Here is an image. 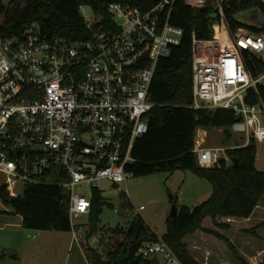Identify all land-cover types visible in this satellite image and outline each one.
Returning a JSON list of instances; mask_svg holds the SVG:
<instances>
[{
	"label": "built area",
	"instance_id": "2783aa9c",
	"mask_svg": "<svg viewBox=\"0 0 264 264\" xmlns=\"http://www.w3.org/2000/svg\"><path fill=\"white\" fill-rule=\"evenodd\" d=\"M176 0H160L149 9L109 2L115 23L104 26L81 6L90 29L87 38L47 36L38 22L12 34H0V174L10 196L27 184L61 186L69 196V218L80 241V216L91 213L94 190L107 179L127 183L133 150L149 130V112L156 106L149 92L158 62L181 44L184 29L171 22ZM195 6L208 0H186ZM220 19L211 38L193 36L194 109L233 111L253 136L264 141V98L246 57L264 60V11H243L244 25L232 28L223 1L214 0ZM254 26V27H252ZM258 96L257 101L252 98ZM200 130V129H199ZM194 152L201 165H211L226 148L202 145ZM55 175L56 181L48 182ZM79 189L86 191L80 192ZM9 208L0 197V210ZM144 205L135 207L140 215ZM139 251L159 256L165 264H183L157 232ZM35 237V234H29Z\"/></svg>",
	"mask_w": 264,
	"mask_h": 264
},
{
	"label": "trees",
	"instance_id": "16d2710c",
	"mask_svg": "<svg viewBox=\"0 0 264 264\" xmlns=\"http://www.w3.org/2000/svg\"><path fill=\"white\" fill-rule=\"evenodd\" d=\"M159 1L0 0V34L17 33L29 24L38 22L47 36L83 39L89 36L90 29L81 14V6H91L101 17L98 25L106 27L115 23L107 10L109 2H121L146 10ZM223 6L226 18L235 28L246 24L236 17L239 12L251 9L264 11V0H237L232 6L228 0H224ZM219 19L214 0H208L202 6L189 4L186 0L175 1L170 20L184 29V36L172 54L158 62L149 92V98L156 106L148 114V132L135 144L133 155L136 161L128 167L134 176H149L160 171L174 172L177 169L191 170L211 183L212 192L206 200L193 207L182 205L178 207L177 215L170 214L166 219L167 229L162 236L183 264H203L191 254L189 236L192 234L201 238L206 233L213 235L235 250L227 232L233 234L241 229L244 233L256 234L259 228L264 227V171L256 167L257 140L251 136L245 145L227 148L231 160L220 157L211 165L199 164L194 152L199 128L231 127L241 122V118L228 109L189 107L193 103V36L211 38L213 24ZM245 63L253 77L264 72V60L254 54L248 55ZM258 87L264 98V84ZM257 100L258 96L252 98V101ZM231 135L228 132V136ZM234 157L239 159L236 168L233 166ZM0 197L13 212L22 216V225L26 228L72 230L69 196L61 186L27 184L24 193L16 197L10 196L3 187ZM105 204L107 202L101 191L95 189L89 214L90 230L83 243L88 244L95 234ZM144 236H148V240L157 237L141 216L134 214L124 238L115 243L105 257L98 252L93 254L95 264H158L157 257L150 258L141 251H131L130 246ZM83 249L87 255L92 247L87 245ZM0 257L17 256L3 251ZM237 258L242 264H248L238 255Z\"/></svg>",
	"mask_w": 264,
	"mask_h": 264
},
{
	"label": "rangeland",
	"instance_id": "374dc122",
	"mask_svg": "<svg viewBox=\"0 0 264 264\" xmlns=\"http://www.w3.org/2000/svg\"><path fill=\"white\" fill-rule=\"evenodd\" d=\"M83 9L91 18L95 16L91 6L83 5ZM236 17L243 19V12H239ZM199 129L197 134L206 137L202 145L207 147L233 148L245 145L249 140L243 122L231 127H210L203 128L202 131ZM227 131L232 133L231 137ZM224 156L231 160L227 148ZM256 167L264 171V141H257ZM46 180L54 182L56 176H48ZM3 182L4 176L0 174V185ZM100 187L107 204L103 206L96 232L88 244L83 243L90 230L88 215L77 219L82 224V236L77 241L72 231L26 228L22 225L20 214L13 212L10 207L5 208L0 212V253L6 251L16 254L17 257H0V264H95L94 253L98 252L105 257L114 244L124 238L134 217L135 207L145 206L140 214L145 225L162 235L166 232V219L174 204L177 207H193L206 200L212 192V185L206 178L184 169L134 176L126 184L104 179ZM79 190L83 193L86 191ZM223 232L226 233L224 230ZM227 233L231 236L235 250L213 235L206 233L201 238L192 234L189 236L191 254L203 264H242L237 255L248 264H264V227L259 228L256 234L244 233L241 229L233 234L230 231ZM29 234H35V237ZM87 245L92 250L86 255L83 248ZM208 250L209 253L206 252ZM152 257H157L158 264H165L161 257L150 256Z\"/></svg>",
	"mask_w": 264,
	"mask_h": 264
},
{
	"label": "water",
	"instance_id": "95a60500",
	"mask_svg": "<svg viewBox=\"0 0 264 264\" xmlns=\"http://www.w3.org/2000/svg\"><path fill=\"white\" fill-rule=\"evenodd\" d=\"M237 2V0H228V4L230 6L234 5L235 3ZM234 168H236L238 166V163H239V159L238 157H234ZM178 213V207L176 204L173 205V208H172V212H171V215L175 216L177 215ZM148 239V236H144V237H141L137 242L133 243L131 246H130V249L132 252L136 253L139 251V249L141 248L142 244L144 241H146Z\"/></svg>",
	"mask_w": 264,
	"mask_h": 264
},
{
	"label": "crops",
	"instance_id": "0c3cea01",
	"mask_svg": "<svg viewBox=\"0 0 264 264\" xmlns=\"http://www.w3.org/2000/svg\"><path fill=\"white\" fill-rule=\"evenodd\" d=\"M243 14H244V18H246L247 15L245 14V12H243ZM202 129H203V128H200L201 131H202ZM246 143H247V142H246ZM246 143H244V144H246Z\"/></svg>",
	"mask_w": 264,
	"mask_h": 264
}]
</instances>
